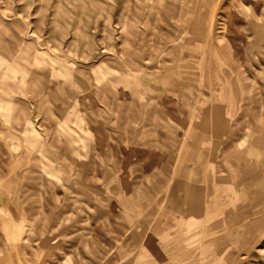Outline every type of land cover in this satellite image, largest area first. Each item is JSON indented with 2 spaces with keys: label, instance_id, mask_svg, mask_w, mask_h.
<instances>
[{
  "label": "rangeland",
  "instance_id": "1",
  "mask_svg": "<svg viewBox=\"0 0 264 264\" xmlns=\"http://www.w3.org/2000/svg\"><path fill=\"white\" fill-rule=\"evenodd\" d=\"M263 6L0 0V264H264Z\"/></svg>",
  "mask_w": 264,
  "mask_h": 264
},
{
  "label": "crops",
  "instance_id": "2",
  "mask_svg": "<svg viewBox=\"0 0 264 264\" xmlns=\"http://www.w3.org/2000/svg\"><path fill=\"white\" fill-rule=\"evenodd\" d=\"M253 35V34H251ZM223 57L225 56L224 53L220 54L219 57ZM246 62V61H245ZM244 64H237V62L234 63H230V69L231 72L234 74L230 75V79L228 80L230 82L231 87L234 89L232 92L234 93L232 96L235 98V100H238V102L240 103L241 101L244 103H250L251 101H253V99H256L255 95H252V97H247L246 95H244L243 93V89L245 88L243 82H245L243 79V72L245 69H247L249 65V63H245ZM219 63L218 58L217 61L215 62L214 66H218L217 64ZM249 68V67H248ZM243 70V71H242ZM217 84L222 85L221 87L224 86L225 79L224 78H216L215 79ZM236 84H240L241 86H236ZM249 87V86H248ZM210 96H212V94H209ZM261 97V96H260ZM258 96H257V100H258ZM248 99V102L246 101ZM264 109L263 105L260 104L258 106V108L256 109V116L258 114V112H261V110ZM221 110V111H220ZM255 110V108H254ZM264 113V111H263ZM264 122V121H263ZM260 128V127H258ZM263 127H261L260 129H262ZM233 130L228 128V121L226 120V118L223 116L222 114V108L218 107L216 108V128H215V134L216 135H221L223 133H228V135H232L233 134ZM254 144L260 145L261 147H264V136L263 137H259L256 142ZM235 148H233L231 151L232 152L231 155H229L230 157H232V162L237 164V175H236V179H237V183H241L242 185H244V189L247 190L249 185L256 180V175L255 172H253L252 169V165L254 164V162L250 159V156L248 154H246L245 152H243V149H237L234 150ZM196 160V159H195ZM263 164H264V160H263ZM240 169H242L240 171ZM255 178V179H254ZM254 179V180H253ZM252 180V182H251ZM248 193V192H247ZM246 193V194H247ZM193 197V196H192ZM199 200L194 199L193 203H192V209L194 211H197L198 208L200 207L198 205Z\"/></svg>",
  "mask_w": 264,
  "mask_h": 264
},
{
  "label": "bare ground",
  "instance_id": "3",
  "mask_svg": "<svg viewBox=\"0 0 264 264\" xmlns=\"http://www.w3.org/2000/svg\"><path fill=\"white\" fill-rule=\"evenodd\" d=\"M262 2V1H261ZM262 5V4H261ZM264 7V6H263ZM263 7H261L262 9H263ZM242 8V7H241ZM259 8H260V6H259ZM259 12H260V10H259ZM261 12H262V10H261ZM241 13V12H240ZM260 14V13H259ZM259 16H262V14L261 15H259ZM210 17V16H209ZM213 17V16H212ZM262 18V17H261ZM260 18V19H261ZM209 24V23H208ZM207 24V25H208ZM211 28V27H210ZM207 32H208V29L206 30ZM207 35H205V37H206ZM186 52V51H185ZM190 53V52H189ZM190 55V54H189ZM133 56V55H132ZM186 63V62H185ZM232 63H234V62H232ZM192 64V63H191ZM185 67V66H184ZM193 69V68H192ZM192 75H194V74H192ZM195 77V76H194ZM193 77V78H194ZM176 160V159H175ZM177 162V161H176ZM165 163V162H164ZM160 164V163H159ZM163 166H165V164L163 165ZM162 171L164 170V169H161ZM165 170H167V169H165ZM165 172V171H164ZM166 223H167V225H168V222L166 221ZM166 225V224H165Z\"/></svg>",
  "mask_w": 264,
  "mask_h": 264
}]
</instances>
